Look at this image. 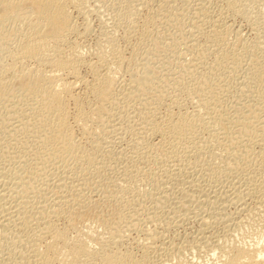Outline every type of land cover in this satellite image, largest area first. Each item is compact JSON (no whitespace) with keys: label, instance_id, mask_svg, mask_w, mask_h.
I'll return each mask as SVG.
<instances>
[{"label":"bare ground","instance_id":"obj_1","mask_svg":"<svg viewBox=\"0 0 264 264\" xmlns=\"http://www.w3.org/2000/svg\"><path fill=\"white\" fill-rule=\"evenodd\" d=\"M88 1L0 0V33L6 25L10 27L9 32L0 35V55L5 57L0 61V90L12 83L7 82L8 80L17 79L25 82V91L42 93V97L32 96L24 99L22 102L25 110L46 114L45 121L39 126L49 129L51 144L58 145L63 152H71L76 156V160L81 162L82 171L80 176L59 175L54 183L50 181L52 186L46 188V195L41 196V201H35L33 198L35 205H32L26 195L19 193L24 189L23 182H29L30 176H23L13 170L11 154H1L3 165L0 166V264H162L153 259L155 255L150 254V246L154 249L153 254L155 250H162L164 254L173 250L174 253V249L178 247L173 248L172 244V247L170 244V247L167 246L162 238L163 233L155 228L151 229L152 226L148 225L150 222L160 225L167 214L178 215L176 209L150 212V219L146 220L149 224L142 223L145 226L141 232L145 233L147 242L145 241L146 244L143 245V250L141 249L143 252L141 251L140 258L126 251L120 252L119 248L113 249L114 245L117 246L122 241V234L111 230L104 232L102 225L106 221L99 222L97 217L92 218V215L87 214L91 208L97 209L106 204L110 206L112 203L114 205L112 198L119 200L124 194L134 197L141 195L148 186L150 172L159 168V181L168 179L171 182L170 190L176 189L188 197L186 200L193 199L207 206L204 211L206 214L199 218L201 228L198 231L201 239L213 242L211 249L215 253V260L211 264H264V185L260 188L253 183L247 184L241 181L239 174H235V181L230 184L226 182L228 185L219 184L213 179L214 174L237 146L226 141L222 146L215 147L211 144H201L200 141L190 145L170 137V134L183 125V120L172 110L178 105L176 99L165 105L162 113L151 111L141 117L140 123L137 121L135 124H129L124 132L130 137L127 141L131 142V150L126 147L130 150L129 154L124 148L115 151L112 150L113 147H101L100 126L97 124L103 107L118 98L128 99L135 96L140 84L149 78L146 69L138 70L133 67L139 64L135 53L141 48L151 27L157 26L163 17L172 18L173 23L190 37L186 46L194 47L198 53L200 50L209 52L210 49H218L223 56L227 51H232L225 46L228 34L232 33L225 21L226 13H249L251 4L259 3L260 6L264 0H222L223 4H219L220 7L215 11L208 8L214 0H112V12L109 11L112 13V24L122 28L123 38L132 39L130 56L125 55L128 58L117 44L116 36L114 38L109 32L103 33L106 35L104 40L102 39L103 43L99 40L101 43H97L98 46L92 49L83 48L76 40L73 41L74 38L71 40V34L77 28L76 14L88 17ZM143 8L146 13L140 20L138 12ZM110 18L108 21L112 20ZM108 21L106 20V23ZM84 23L85 31L89 26L87 22ZM86 53L92 54L94 60H87ZM205 56L191 61L194 74L191 73L195 80L198 78L195 74L205 69ZM30 59L36 62V66L25 65V61ZM126 64L129 65V82L122 83L116 74ZM82 66L89 70V80L81 76ZM261 69L260 71L264 72ZM79 84L83 85L82 89L86 91L84 97L78 92L75 93V87ZM117 123L119 124V120ZM118 124L111 123V127L119 129L125 125L124 123L117 126ZM75 127L79 129L81 137L77 134V138L80 139L74 137ZM119 132L122 135L123 132ZM8 135L7 141L13 138V134ZM149 136L158 137V142L147 144L145 139ZM124 137L118 135L119 140ZM261 141L259 151L253 150L248 154L257 160L258 167L252 168L249 163L243 166L253 173H259L264 168V134ZM165 145H168V149H164ZM107 160L112 166L107 164ZM115 164L119 175L109 177L107 171L116 168L113 166ZM92 170L96 171V176L100 179H106L105 183L101 184L103 189H99L103 191L99 200L84 192L85 188L93 183L91 177L89 178ZM202 180L205 181L202 183ZM261 181L264 182V178ZM204 185L209 187L205 188ZM54 187L60 189L59 193L55 194ZM95 188L93 185L92 189ZM212 188L217 191L211 190ZM47 192H52L53 195ZM17 195L21 196L19 203L16 199L12 200ZM231 195H234L236 200L247 197L250 203L239 200L241 203L231 213L226 212L223 206L216 207L218 201H228ZM183 202L180 204L183 205ZM28 203L31 204L29 210L26 207ZM102 208L99 210L102 211ZM183 208L188 211L189 205L184 204ZM138 211L135 212L140 216L141 212L138 214ZM214 225L220 226L221 232L215 234L216 232L208 230ZM209 242L204 243L208 245ZM182 248L179 247L178 250ZM185 263V260L178 262Z\"/></svg>","mask_w":264,"mask_h":264},{"label":"rangeland","instance_id":"obj_2","mask_svg":"<svg viewBox=\"0 0 264 264\" xmlns=\"http://www.w3.org/2000/svg\"><path fill=\"white\" fill-rule=\"evenodd\" d=\"M111 1L89 0L86 7L88 8V17L84 18L76 14L75 21L78 29L76 28L75 34H71V40L74 38L73 41L76 40V43L82 45L83 48L92 49V47L98 46L97 43L102 41V39L104 40L106 35L103 33L109 32V34H113L114 38L116 36L115 39L119 47L124 51V56L129 57L132 39L123 38L122 28L115 26L114 23L112 24ZM219 4H223V1L214 0L208 8H210V11H215L216 8L218 9L220 7ZM256 4H251L252 7L249 8L252 9H249V13L246 14H235L230 11L226 13L225 21H227L232 33L228 34V41L225 42V46L228 50L232 51H227L223 56L220 55L218 49L216 51L210 49L209 52H202L200 50L198 53L193 49L194 47L186 46V44H189L187 40L190 37L184 34L179 26L173 23L172 18L163 17L157 26L154 28L151 27V31L147 35L141 48L135 53L139 64L133 66L138 70L146 69L149 78L140 84L135 96L128 99L118 98V100L116 99L102 108V112H100L101 114L97 118V124L100 126L99 138L101 147H113L112 150L115 151L124 148L129 154L131 142L127 140L130 137L128 138L127 132V134L124 133L129 124H135L137 121L140 123L144 114L148 115L151 111L155 113L161 112L162 109L164 111V106L170 104L173 99H176L178 105H175L172 110L173 113L179 115L178 118L183 120V125L180 129L170 134V137L176 138L178 141H183V143L188 142L190 145H194L198 141L201 144H211L214 147L222 146L225 141L234 144L237 146L236 149L225 159L224 164L214 174L213 179L219 184L228 185L231 181L236 180L237 177L235 174H239L241 175V181L247 184L253 183L260 188L263 187L264 182L261 180L264 178V168L259 173H253L251 170L243 168L246 163H249L252 168L258 167L257 160L252 159V156L250 157L248 154L253 150V152L259 151L262 146L261 138L264 134V72L260 71L264 67V5L262 7L264 3L260 4V6H258L259 3ZM212 5H214L215 9ZM140 10L141 12H138V16L141 17H138L139 22L144 17V13H146L145 8ZM109 15L111 18L108 17ZM109 18L112 20L108 21ZM106 20L108 23H106ZM84 22H87L89 26L85 31ZM9 30L10 27L6 25L0 35H4ZM101 30L106 31L102 32ZM86 54H88L85 55L86 59L88 58L87 60L91 58L92 61L94 60L92 54ZM204 55H206L204 57L205 69L195 74L198 75V78L195 80L194 72L190 65L191 61H196ZM3 56L0 55V61L1 59H5ZM31 60H26L25 65L27 64L29 67L34 64L36 66V62ZM128 66L127 64L123 65L116 74V77L119 81L122 80V83L129 82ZM80 69L81 76L89 80L91 76L89 70L84 68V66ZM257 70L259 71L257 72ZM261 70L264 69L262 68ZM7 82L12 83L8 84L5 89L0 90V166L3 165L1 154H11L13 158V170L23 176H30L29 182H23L24 189L19 193L24 196L26 195L29 198L27 200H31L32 202L30 201V203L35 205L33 200L41 201L43 199L41 196L46 195V188H49L58 179L59 175L80 176L82 173L80 170L81 162L76 160V156L73 153L63 152L58 145L54 146V144L50 143V138L48 137L49 129L39 126L45 121L44 117L46 114L42 115L30 109L25 110L22 102L24 99L32 96L42 97L43 94L25 91L26 89L23 87L25 84L24 81L11 79ZM81 86L79 84L75 87V93L77 94L78 92L79 95L84 97V94L86 96V91L84 90V93V87L83 85ZM167 95H169V98ZM111 120L114 121L112 122ZM118 120L119 124L117 123ZM110 122L112 124H118L117 126H122L124 123L125 125L122 128L113 129ZM74 129V134L76 133L74 137L80 139L77 138L80 135V132H78L79 129L76 127ZM119 131L123 132L122 135ZM10 133L13 134V138L7 141L6 137ZM118 135L125 137L124 139H120V141ZM158 139V137L149 136L145 141L147 144H156ZM260 143L261 146H259ZM125 144L129 145L125 146ZM167 147L168 145H165L164 149H168ZM107 164L111 165V162L107 160ZM113 166L116 167L117 164ZM117 169L116 167L113 170H108L107 175L109 177L119 175ZM156 171L158 174H155ZM96 175V171L92 170L89 178L91 177L93 183L89 184V188H85L84 192L89 194L90 197L96 198L95 200H99L103 193L99 189H103L101 184L105 183L106 179H100ZM107 175L106 177H108ZM160 175V168L153 169L150 172V177L147 180L148 186L141 195L134 197L124 194L119 200L112 198L111 202H114V205L113 203L110 206L109 204H106L107 206L102 205L103 208L102 206L99 208H102L103 212L99 208H91L88 210L89 212L87 211V214L92 215V218L97 217L99 222L106 221L102 225L104 232L111 230L122 234V241L117 246L114 245L113 249L117 250L119 248L120 250L118 249V251L120 252L126 251L132 256L140 258L143 252V245L147 242L146 235L143 231L141 232V229L149 224L146 220L150 219L148 217L150 212L174 208L179 213L178 215H170L172 216L170 217L167 214L164 217L166 221L163 218L160 225L159 223L153 224L150 222L148 227L152 226L151 229L155 228L161 234L163 233L166 237L163 236L162 238L166 240L163 239L167 246L169 244L171 246L172 244L173 248H183L180 250L176 248L174 249V253L172 250L169 254H164L162 250H155L153 254L154 249L150 246V254L152 256L155 255L153 259L162 264H178L181 260H185V264L214 263L215 253L211 249L213 242L211 241V243L209 242L210 240L205 241L201 239L198 231L201 228L199 218L206 214L204 211L207 206L193 199L186 200L188 197L176 189L170 190L171 182L165 178L163 182H160ZM96 181L98 184H96ZM204 181L202 180V183ZM93 185L96 187L95 189H92ZM203 187L208 188L209 186L204 185ZM53 190L55 194L60 191L57 187H54ZM211 190L217 191L214 188ZM54 191L52 192L54 193ZM52 192L47 193L50 195ZM229 197L230 199L228 198V201H218L216 207L223 206L226 212L231 213L242 201L250 203V199L247 197L241 200L239 199L241 202L238 198L236 200L234 195ZM15 199L19 203L21 196L17 195L12 200ZM183 200L185 201L183 202ZM180 202L189 205L188 211L183 208L184 204L181 205ZM30 203L26 206L28 210L31 206ZM135 209L139 210L138 214L141 212L139 214L140 216L136 214ZM105 210L107 213L104 214L106 212ZM102 217H107L108 219ZM142 223L145 225H142ZM219 227L214 225L212 229L209 227L208 230L214 233L216 232L215 234H217L218 231L221 232ZM220 232L219 234H221ZM204 242H209L208 245L210 246L208 247L207 243ZM211 252L212 254H210Z\"/></svg>","mask_w":264,"mask_h":264}]
</instances>
